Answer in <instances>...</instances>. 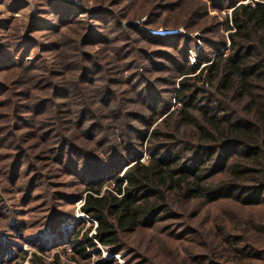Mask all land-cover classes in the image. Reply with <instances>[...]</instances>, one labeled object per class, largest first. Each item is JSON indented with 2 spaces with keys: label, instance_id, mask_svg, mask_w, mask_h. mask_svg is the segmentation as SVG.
Returning <instances> with one entry per match:
<instances>
[{
  "label": "trees",
  "instance_id": "16d2710c",
  "mask_svg": "<svg viewBox=\"0 0 264 264\" xmlns=\"http://www.w3.org/2000/svg\"><path fill=\"white\" fill-rule=\"evenodd\" d=\"M170 1L159 0L156 6L140 11L137 19L146 15L149 26L162 19L165 11L179 7L188 11L186 24L166 25L164 31L154 33L130 20L124 24L125 20L118 19L120 13L104 6L95 8L96 22H83L75 19L77 8L72 3L44 0L45 12L60 24L33 16L27 29L7 43L13 46L11 51L0 53V147H12L2 172L11 183L21 176L18 187L22 192L35 197L34 189L45 184V179L50 181L43 169L52 170L51 166L83 176L85 166L102 161L101 155L94 153L97 147L116 153L127 145L129 152L124 160H117L114 172L122 170L124 177L117 175L111 189L102 192V182L88 186L83 193L80 208L96 221V226L91 223L83 234L74 228L65 229L64 234L69 235L51 240L38 235L30 242L34 244L38 239L40 249L68 242L73 252L69 258L75 264H86L84 260L91 257L89 249L101 254L96 241L117 254L132 248L121 242L123 235L165 222L167 231L177 238L195 239L200 235L206 242L204 248L195 250L194 257L207 264H219L216 261L222 256L218 258L214 249L222 241L230 244L236 256H258L262 251L247 235L251 221L237 216V227L218 224L211 235L203 228H193L188 220L222 199L242 205L264 204V1L211 0L216 9L232 8V23L226 25L228 39L223 40L191 37L179 30L181 26L185 30H205L199 20H194L208 14L205 2L197 0L195 6V0ZM60 25L82 31L64 41L60 33L65 30H59ZM39 27L59 32L54 42L42 46L44 51H57L50 61L46 54L27 58L31 45L39 42L32 36ZM96 44H100L99 50L109 47L106 52L116 59L102 63L106 54L90 52ZM175 49L180 52L178 56L173 55ZM192 50H197L196 63L190 62ZM129 54L139 57L133 61L142 60L146 70L138 67L120 73L132 67L125 60ZM145 58L157 71L160 65L170 64L173 74L166 78L169 84L175 85L177 78L185 76L177 82L175 94L161 86L162 80L146 73L152 70H147ZM113 76H117L115 82L126 84L128 91L113 89ZM130 95L133 101L138 99L132 102L136 107L127 106ZM34 136L45 142L38 152ZM144 153L148 158L140 161ZM101 173L92 174L90 180ZM71 199L79 200L56 196L54 203ZM11 216L8 208H0V218L11 221ZM65 217L52 208L44 226L51 221L53 229L61 224L66 228ZM181 218L188 220L167 223ZM79 223L85 225L86 221ZM24 224L17 219L10 223L16 232ZM93 227L95 233L89 237ZM0 237V264H62L57 252L55 259L47 262L36 253L31 256L29 250H23L1 230ZM219 238L222 241L218 244ZM13 245L16 249H11ZM134 247L135 264L185 262L172 253L158 255V259L145 257L140 243ZM113 263L118 264L115 258L100 262Z\"/></svg>",
  "mask_w": 264,
  "mask_h": 264
},
{
  "label": "rangeland",
  "instance_id": "374dc122",
  "mask_svg": "<svg viewBox=\"0 0 264 264\" xmlns=\"http://www.w3.org/2000/svg\"><path fill=\"white\" fill-rule=\"evenodd\" d=\"M66 1L75 5V7L77 8L75 19L77 18L78 20H82L83 22H96V15L98 12H96L95 8L100 5L104 6L106 10L113 9L115 12L120 13L118 15V19L125 21L130 20L140 29L151 31L154 33L164 31L166 25L186 24V21L188 19V11L183 10V8L179 7H175L169 9L168 11H165L162 15V19H159L157 17L158 19L154 22V24H151L149 26L147 25V22H149V20L146 15L140 19H137L138 13L140 11L149 9L154 5L156 6V3L159 0ZM196 1L197 0H195L194 2L195 6L199 3ZM255 1L264 0H246L245 2L251 3ZM204 2L207 5L208 14L202 20L199 19V17H196V19L194 20H199L201 23V27L205 28V30H185L182 26L179 28V30L183 33H187L191 37L200 36V38L205 37L211 40L228 39L229 31L227 30L226 25L232 23V8H223L222 10H220L214 8L210 4L211 0H202L203 4ZM170 3H173V1H170ZM44 4V0H0V53L5 50L11 51L13 46L7 45V43L15 41L21 34V32L27 29V26H29L31 21L34 19L33 16H37L42 21H48L51 19L54 24H60L58 22V19L55 18L51 13L45 12ZM142 7L143 9H141ZM125 21L124 24L127 25L128 21ZM109 23L113 24L114 19L110 18ZM159 24L160 26L158 27ZM196 27H198V25H196ZM59 30H65L60 33V39L64 41L66 38H71L72 35L78 36L80 31H82L81 28L70 30V27H62L61 25ZM32 36L39 42L31 45V47L29 48V52L27 53V58L32 59L36 56H39L40 54H46L44 56L47 58V60H52L51 56L54 55L57 51H44L42 49V46L45 42H54L58 38L59 32L52 28L39 27L37 30L32 31ZM112 45H114V42H112ZM201 45L202 40L200 46ZM99 48H101L100 44H96L94 45V49H91L90 52H99L100 55L106 54L107 57L101 59L102 63L105 64L106 62H111L112 60L116 59L106 52L109 47L105 48L104 50H99ZM67 50L69 51V49ZM226 50L227 49L224 50V54L226 53ZM196 53L197 50L190 51L191 63H196ZM179 54V50L175 49L173 51L174 56H178ZM135 57L137 56H135L134 54H129L128 59L125 58L126 61H129V63L132 64V67L128 70H119L121 71L120 73H128L132 70L138 69V67L140 68V70H146L145 66L143 65L144 62L142 60H140L141 63L133 61ZM137 58L140 59L139 57ZM150 64L151 63L148 62V58H145V65L146 67L148 66L147 70H152L146 73L152 75V77L154 76L155 80H162L161 86H163L164 89L170 90V92H173V94H175V90L177 89V82L185 76L177 78L175 80V85L169 84L166 78H170L173 74L172 70H170L169 68L170 64H168V66H165L164 64L160 65L158 71L152 69V65ZM123 69L125 68L123 67ZM174 74L176 75V73ZM115 78L116 81H118L117 76H113L111 87H113V89L117 90L118 92L128 91L125 90L128 88V86L126 84L115 82ZM119 84L120 89L117 88ZM169 85L171 87L170 89L168 87ZM7 98L8 96L2 99L3 102H5ZM130 98L132 100L129 98H127L126 100L127 106L136 107L135 105H132V102H134L135 104L138 102V99L135 98V101H133L134 98L132 95H130ZM95 104L97 105L98 103ZM33 145L35 151L38 152V150L44 148L45 142H43L42 138L40 139L38 136H34ZM126 146L127 145H125L122 149L116 150V153H113L110 149L106 151L102 147H97L96 152L94 153L97 155H101L102 161L99 160L95 164L93 163L89 168H85V166L84 169H87V171L84 172L83 176H79L72 170L68 172H62L60 168L54 166H51L52 170H50L49 168L43 169L44 174L46 176L47 174L50 176V181L49 179H45V184H42V186H38L34 189L32 195H34L35 197H31V193L26 194L27 192H22L19 189L18 183L21 182V176H19L17 182L11 183L5 173L2 172L6 167V163L9 161L12 147H0V208H8L9 212L12 215L11 221L8 220L9 218H0V230L3 231L4 234H7L10 239H13V242L21 245V247H23V250H29L31 256L36 253L37 256H42V258L47 262H51L55 259V256L58 253L60 262L62 264H75V262H73V260L69 258L73 252L72 246L68 242H64L59 247H48L46 250H43L39 248L40 241L38 239L35 240L34 244H32L30 240L35 239V237H37L38 235H42L43 238L49 240L56 239L69 233L68 232L67 234H64L67 232V230L65 229L72 230L73 228L74 231L80 230L83 234L85 233L84 231L87 230L88 226L91 225V223L96 226V221L86 216L80 208L84 203L85 189L88 186L96 187L100 183L104 182L102 188L103 192L106 189H111L113 187L114 183H116L115 177L117 175H120V177H124L122 170L118 174H115L114 167L115 165H117V160L118 162L124 160L126 158H124V156L129 154V152H127V150L125 149ZM147 158L148 155L144 153L143 158L140 161H145L147 160ZM42 161H39L40 164L44 162ZM100 171L102 172L100 174V177L95 178L91 181L90 177L92 176V174L99 173ZM108 177H111V179H108ZM48 192L50 194H48ZM27 196H29V201L24 203L23 201L27 199ZM56 196H70L71 198L73 196L75 198H79V200L71 199L65 201L64 203L55 205L54 200ZM52 208H55L65 214L66 219L64 222L66 223V228L64 227V224H61L53 229L54 225H51V221H48V225L44 226L46 221L48 220V216L52 213ZM200 212L201 213L198 216L191 217L189 220L185 218L171 220L169 219V222H166L173 225L175 223H181L185 220H188L193 228H197L199 230L203 228L204 231H209L211 232V235H214L218 224L227 228L237 227L239 225L237 216L241 217L245 221H251V223H249L250 231L247 235L253 237L254 243L258 244L259 247L262 248L263 252H259L258 256L250 254H248V256L246 257L236 256L231 250L232 248L230 244L228 245L226 241H222L221 238H219L220 240L218 239V244L221 241L222 242L219 246L217 245L214 251L216 252V254H218V258L222 256V259H218L216 262L219 264H264V228L262 227L264 226V204L242 205L231 199H222L211 205L205 206L203 211ZM67 215H69L70 217H67ZM74 218H76L77 220H74ZM16 219L18 221L22 220V222L25 223L24 226L21 227V231L18 232L14 230L12 225H10V223H12V220L16 221ZM80 220H85L86 224H80ZM167 228L168 226H166L165 222H163V224L158 225V227L140 230L139 232L131 235H123L120 239L121 242L128 246H131L132 248L128 250L124 249L117 254L111 253V251L107 247L101 245L96 241V246L100 250L101 254L98 255L95 250L89 249L91 257L89 258V260H84V262H87L86 264H100L103 259L110 260L115 258L118 264H135L134 262L136 261L137 251L134 249V246L137 243H140L141 252L145 254V257L150 256L152 258L158 259V255L163 256L167 255V253H172L177 254L180 258H183V260H185L184 264H207L204 261L197 260L198 257H194V255L196 254L195 250L204 248V244L206 242L203 240V238L200 237V235H196L195 239L177 238L175 236H172L171 233L167 231ZM94 229L95 227H93L88 234L89 237H91L93 233H95ZM18 235H21V237H19ZM14 248L16 249L15 245L11 246V249Z\"/></svg>",
  "mask_w": 264,
  "mask_h": 264
}]
</instances>
